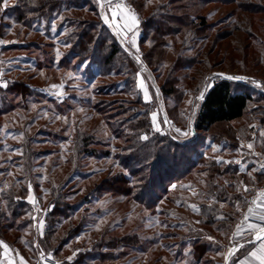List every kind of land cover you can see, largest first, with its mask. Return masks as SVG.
Listing matches in <instances>:
<instances>
[{
  "label": "rangeland",
  "instance_id": "rangeland-1",
  "mask_svg": "<svg viewBox=\"0 0 264 264\" xmlns=\"http://www.w3.org/2000/svg\"><path fill=\"white\" fill-rule=\"evenodd\" d=\"M70 1L71 4L64 6L61 13H55L50 21H33L29 25L24 22L17 23L14 16L8 15L12 9H15L16 0H9L8 7L0 12V41H3L0 43V82L6 83L7 87L14 82L24 83L32 94L23 102L20 99L5 96L8 101L6 102L1 100L0 93V207L4 209L6 204L3 194L9 191L18 192L24 187L29 190V185L31 186L29 194L36 202L33 205L28 196L27 202L30 208L23 220H31V222L18 232L10 231L5 236L6 241H2L8 245L7 253L0 245L4 261L2 264H8L9 260L12 264H21V259L24 264H53L50 261L54 264L57 262L77 264L79 253L89 250L92 242L100 239L106 229L120 227L124 219L129 230L131 228L128 224L131 223L135 227L141 224L139 232L143 242L147 240V244L109 264H187V262L191 264L190 240L194 237L211 244L214 249L221 248V252L211 255V258L208 256L212 259L209 264H227L228 259L226 261L225 257H231L233 264L236 256L245 251L239 250L238 246L250 239L241 236V231L237 235L236 225L244 220L250 206L248 202L253 199L259 188L264 187V181L260 182L255 178L256 173H264L262 168L264 162L261 165L258 160V157L264 158V93L251 83L240 82V85L253 91L258 103L252 104L250 109L253 112L251 110L245 119L230 126L234 131L239 132L236 139L238 148L222 149L211 142L209 134H201L202 146L196 150L209 158L219 159L223 166L229 164L237 166L240 172L247 175L245 180H240L241 185L238 187L244 196L245 205L242 207L240 203H237L235 209L226 204L221 205L226 212L235 216L239 213L230 233L213 234L210 229L199 228L196 225L195 220L198 219L196 205L202 203L197 202L198 186L194 192L180 194L179 197L172 199L171 203L164 202L163 206L166 209L164 216L141 213L140 207L135 203H130L128 210L124 209L126 199H119L115 208L111 205L116 203V200L108 196H95L89 202L84 201L97 183L123 170L120 160L115 159L119 154L121 155V148L125 145L124 139H118L115 132V126L119 127L121 124L113 126L107 123L104 117L106 111L103 107L97 114L92 108L94 99L97 102L106 101L112 104L117 103L114 100L123 103L127 99L126 105H128L138 96L147 108L136 106L134 108L136 114L148 110L152 123V114L155 113L156 126L160 128L158 133L169 134L181 143H187L194 137L193 125L203 99H198L200 93H185L180 111L176 113L175 119L170 120L168 109H171L175 102L172 98L164 96L160 88L169 73V68L172 67L174 57L170 52L165 66L161 67L156 74L144 64L140 41L144 35L142 23L145 16L132 6L129 0H125L126 2L115 0L117 5L112 6L110 10L117 13L115 16L121 22L120 24L123 23L120 11L127 10L124 8L125 5L136 13L139 19L135 37L136 47L131 46V33L126 36L123 34L117 36L116 31L109 25L108 27L121 47L140 58L139 71L135 76L133 88L135 96L134 94L106 96L111 83L123 80L109 77L108 71L101 70L95 63L91 65L85 63L80 67H73V64L69 62L66 65L70 66L62 65L60 61L70 47L65 38L72 31L68 28L65 18L82 14L83 17L94 19V14L88 11L91 6L87 5L86 0H79V4L74 3L77 0ZM167 1L152 0L148 4V9H153ZM261 3V8L264 9V0ZM92 6L93 9L98 8L102 17L99 4H92ZM0 7H2V0H0ZM203 13L207 16V22L215 26L214 31L225 30L237 21L234 6L215 4L205 9ZM53 24L55 31H53ZM254 33L256 34L254 39L257 42L255 40H253L254 43L246 42L245 50L227 58L226 67L232 74L241 72L264 81V28L258 24V30H254ZM66 44L68 46H65ZM110 71L113 75L115 70L110 69ZM185 73L180 75L181 88L188 92L192 86L195 88L196 84L185 80ZM215 73H212L208 79L210 86L213 81L222 80L215 77ZM141 82L143 87H140ZM187 86L190 89L186 88ZM1 87L3 90L7 88ZM123 88L119 85L117 93ZM145 91L148 94L147 100ZM97 94L100 95L96 98ZM3 106L8 110L3 112ZM119 106L117 104L116 109ZM165 118L168 125L165 124ZM189 125H191L190 130ZM152 128L155 131L153 125ZM175 128L187 131L189 135L182 136L175 132ZM77 129L94 132L106 145L95 146L100 153L98 157L84 155L77 164H71L69 161L74 142L73 136ZM225 129L229 128L226 126ZM249 143L253 145L252 149L248 148ZM18 149L20 151H17ZM107 152L109 154H106ZM31 153L34 155L30 156L27 162V157ZM204 177L203 173L199 175L201 179ZM182 184L186 185L187 182L183 181ZM55 202L78 205L77 209L79 207L91 209V212L86 215L83 229L73 235L56 255L53 251H44L39 245L40 239L47 231V217ZM97 210L99 213H96ZM81 211L75 212L76 221L80 219ZM41 220L44 222L42 229L39 224ZM230 249H234L232 255H229ZM236 250L240 251L237 255ZM49 254H51L50 258ZM68 257L72 259L69 260ZM90 263L91 260L87 258L78 264Z\"/></svg>",
  "mask_w": 264,
  "mask_h": 264
},
{
  "label": "trees",
  "instance_id": "trees-1",
  "mask_svg": "<svg viewBox=\"0 0 264 264\" xmlns=\"http://www.w3.org/2000/svg\"><path fill=\"white\" fill-rule=\"evenodd\" d=\"M151 1L129 0L131 5L145 16L142 23L144 35L140 41L143 62L156 74L165 66L170 52L174 57L172 67L169 68V73L160 88L164 96L172 98L175 102V105L168 109L170 120L175 119L176 113L180 111L185 93H203L204 98L193 125L195 135L187 143H181L169 134L153 131L149 111L139 112L138 115L134 111L136 106L147 108L138 96L134 101L129 100L128 105L125 98L123 103L114 100L117 102L114 104L106 101L97 102L94 99L92 108L97 114L103 107L107 123L113 126L121 124L119 127L115 126V132L118 139H124L125 145L121 148V155L115 159L120 160L123 170L97 183L84 201L89 202L95 196H108L116 200V203L111 205L114 207L118 205L119 199H126L124 209L128 210L130 203H135L140 207L141 213L164 216L166 211L164 202L171 203L175 197L194 192L198 186L197 202L202 203L196 205L198 208L196 225L199 228L210 229L213 234L230 233L239 213L235 216L224 211L221 205L226 204L232 209H235L237 203L242 207L245 205L244 196L238 187L241 185L240 180H245L247 175L240 172L237 166L232 164L223 166L216 158H209L196 150L202 146L201 134H209L211 142L222 149L238 148L236 139L239 132L230 126L245 119L252 110L250 109L252 104L258 103L253 91L240 85V82L251 83L264 93L262 79L241 72L232 74L226 67L227 58L245 50L246 42L247 44L254 43L253 40L257 42L254 39L256 36L254 30H258V24L264 28L262 0H168L167 3L148 9ZM85 2L91 6L88 11L94 14V19L83 17L82 14L65 18L68 28L72 31L65 38L70 46L69 51L62 57L60 63L66 65L69 62L73 67L95 63L101 70H107L109 77L123 80L111 83L106 96L118 94L135 96L133 88L135 76L139 71L136 57L119 45L114 34L102 21L98 8L93 9L92 4L98 5L97 0ZM74 3L80 2L77 0ZM70 4V0H16L15 9L8 15L14 16L17 23L24 22L29 25L33 21H50L55 13H61L62 8ZM215 4L235 7L237 21L225 30L214 31L215 26L207 22V16L204 15L206 12L203 13L205 9ZM170 39L172 41H169ZM110 69L115 70L113 75ZM183 72H186L185 80L196 84V87L192 86L191 89L187 86L186 88L190 89L188 92L181 88L180 75ZM214 72L233 77L240 76L244 80H215L212 88L208 90L210 88L208 79ZM119 85L124 88L117 93ZM0 93L1 100L6 102L7 96L23 102L32 95L29 87L21 82L11 83L4 90L1 87ZM99 95L97 94L96 98ZM117 104L120 106L116 109ZM2 109L3 112L8 110L4 106ZM226 126L228 130H224ZM144 134L148 136L146 141L139 138ZM73 137L69 161L71 164H77L84 155L98 157L100 153L95 146L106 145L94 132L87 130L77 129ZM31 154L27 157V162L30 156L34 155ZM202 173L205 176L203 179L199 178ZM255 178L260 182L264 181V173H256ZM183 181L187 184H182ZM2 196L6 204L4 209L0 207V240L5 242V236L10 231L18 232L31 222L23 220L30 208L27 202L29 190L24 187L18 192L9 191ZM77 206L54 203L47 217V231L39 242L44 251H53L56 255L73 235L83 229L86 215L91 209L83 207L77 209ZM79 210H82L81 217L76 221L74 214ZM96 213H99V210ZM124 221L118 228L106 229L100 239L92 242L89 250L78 254L76 263H81L87 258L91 260L90 264L113 263L147 244V240L143 242L139 232L141 224L138 223V227L128 224L130 231ZM190 241L191 264H209L212 260L210 256L222 251L221 248L214 249L211 244L198 237Z\"/></svg>",
  "mask_w": 264,
  "mask_h": 264
},
{
  "label": "snow or ice",
  "instance_id": "snow-or-ice-1",
  "mask_svg": "<svg viewBox=\"0 0 264 264\" xmlns=\"http://www.w3.org/2000/svg\"><path fill=\"white\" fill-rule=\"evenodd\" d=\"M99 7L101 8L102 13V19L105 24H108L109 27H112L114 31H116L117 36L127 35L128 33L132 34V40H131V46L136 47V32L138 31L139 27V19L136 15V13L127 5L124 6L127 10H121L120 11V18L123 21L122 24L114 25L111 24L109 21V18L107 15H104V3H101L100 0H97ZM9 0H2V7H0V12H2L4 9L8 7ZM119 7V6H117ZM117 13L114 11L113 16H115ZM53 31H55V25L53 24ZM0 43H3V41H0ZM65 46H68L67 44ZM59 54V53H58ZM137 62H139V56L136 57ZM71 76V74H69ZM228 79H236L240 80L243 79L240 76L235 77H228ZM253 83H256L253 81ZM0 86L7 87V84L4 82H0ZM259 86V85H258ZM53 87H56L53 85ZM140 87H143V83L141 82ZM59 94V93H58ZM203 93L200 94L198 99H203ZM145 99H148L147 91H145ZM35 107V106H33ZM59 118V117H57ZM152 125L155 128V131L159 132L160 128L156 126V114H152ZM191 129V125H189V130ZM176 133L182 135V136H188L189 132L182 131L180 128L174 129ZM141 140H148L147 134H144L139 137ZM253 145L251 143L248 144V148L252 149ZM17 151H20L19 149ZM218 163H221L219 159L217 160ZM264 168V166H262ZM31 191V186L29 185V192ZM259 197L264 198V192L259 193ZM29 201L35 205V201L32 199L31 194H29ZM251 206L248 207V215L244 217V221L249 222L251 221L252 217L255 216L256 220L259 221V223H248V230L253 231L255 233V240L259 242L258 246H254V248L250 251H248L245 255V257L239 261V264H264V199H258L248 202ZM195 210V206H193ZM220 219H223V217H220ZM43 221H39L40 228H43ZM240 232V226H237L236 234L238 235ZM42 234V233H41ZM209 239H212L209 237ZM0 245L3 246L5 253L8 251V245L0 241ZM242 247V245L240 246ZM235 249V246H234ZM234 249L229 250V255H232L234 252ZM51 254H49L50 258ZM69 260L72 259V257H68ZM228 257H225V260L227 261ZM8 264H12L11 260L8 261ZM21 264H24L23 259H21ZM59 264V262H57Z\"/></svg>",
  "mask_w": 264,
  "mask_h": 264
},
{
  "label": "crops",
  "instance_id": "crops-1",
  "mask_svg": "<svg viewBox=\"0 0 264 264\" xmlns=\"http://www.w3.org/2000/svg\"><path fill=\"white\" fill-rule=\"evenodd\" d=\"M100 1H101V3H104V13L103 14L108 16L110 23L114 24V25H116V23L120 24L121 22H119L117 20L116 16H113V12L111 11L112 10L111 8H113L112 6H116L117 5L115 3V0H100ZM105 25L107 26L108 29H110L108 27V24H105ZM260 192H264V187L263 188H259V192L257 194V197L254 200L264 199V198L259 197V193ZM246 215H248V210L245 213V216ZM249 222H251V223H259V221L256 220L255 216H253L251 221H249ZM249 222H246V221L242 220L241 222H239V224L236 225V229L235 230H237V226L239 225L240 226V231H241V236H244V238H246V239H248V237H249L250 239H248V241H246V242L241 243L238 246L239 250H245V251L241 252L240 255H237L240 252L239 250L235 251L237 256H236V259L233 261V264H239V261L242 260L245 257L246 253L248 251L252 250L254 248V246H258V244H259V242H257L255 240V233L253 231L248 230V223ZM241 245H242V247H240ZM2 254H3V252H2ZM231 261H232L231 257L228 258V261H227L228 263L227 264H232ZM2 262H4L3 261V257H2V255H0V264H2ZM5 262H7V261H5Z\"/></svg>",
  "mask_w": 264,
  "mask_h": 264
},
{
  "label": "water",
  "instance_id": "water-1",
  "mask_svg": "<svg viewBox=\"0 0 264 264\" xmlns=\"http://www.w3.org/2000/svg\"><path fill=\"white\" fill-rule=\"evenodd\" d=\"M101 2V1H100ZM215 77H219L220 79L222 80H230V81H241V80H244V79H240V80H236V79H228V77H230V75H226L224 73H215ZM233 77V76H232ZM212 87H210L208 90H210ZM208 93V91H207ZM165 120V124L168 125V122L166 120V118L164 119ZM258 242V241H257Z\"/></svg>",
  "mask_w": 264,
  "mask_h": 264
},
{
  "label": "built area",
  "instance_id": "built-area-1",
  "mask_svg": "<svg viewBox=\"0 0 264 264\" xmlns=\"http://www.w3.org/2000/svg\"><path fill=\"white\" fill-rule=\"evenodd\" d=\"M258 160H259L260 164L262 165L263 162H264V158L263 157H258ZM258 192H259V190H258ZM258 192L254 195V197H253V199L251 201H253L257 197ZM50 262L54 264L53 261H50Z\"/></svg>",
  "mask_w": 264,
  "mask_h": 264
},
{
  "label": "bare ground",
  "instance_id": "bare-ground-1",
  "mask_svg": "<svg viewBox=\"0 0 264 264\" xmlns=\"http://www.w3.org/2000/svg\"><path fill=\"white\" fill-rule=\"evenodd\" d=\"M212 85H213V84H211V86H210V87H212Z\"/></svg>",
  "mask_w": 264,
  "mask_h": 264
}]
</instances>
